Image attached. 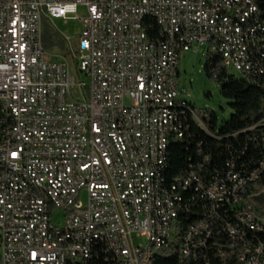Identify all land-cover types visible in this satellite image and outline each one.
Instances as JSON below:
<instances>
[{"label": "built area", "instance_id": "1", "mask_svg": "<svg viewBox=\"0 0 264 264\" xmlns=\"http://www.w3.org/2000/svg\"><path fill=\"white\" fill-rule=\"evenodd\" d=\"M59 19L82 28L54 55L42 29ZM199 47L264 91L252 0H0V264H264L248 190L264 179V118L250 171L208 173L197 145L201 160L164 180L187 129L179 56Z\"/></svg>", "mask_w": 264, "mask_h": 264}, {"label": "trees", "instance_id": "2", "mask_svg": "<svg viewBox=\"0 0 264 264\" xmlns=\"http://www.w3.org/2000/svg\"><path fill=\"white\" fill-rule=\"evenodd\" d=\"M252 1L258 7L264 25V0ZM42 46L45 50L63 49L62 38L46 22L42 29ZM203 70L208 80L219 86L220 95L228 102L231 114L217 129L215 114L202 111L208 113L203 122L211 134L209 136L192 121L189 110L194 108L182 100L186 104L182 122L187 129L181 140L169 144L168 168L164 176L166 184L171 183L174 177L184 174L190 164L189 161L194 163L201 160L196 154L197 145H200L201 155H208L210 159V163L204 167L208 173L215 169L220 173L225 172L227 164L231 162L235 169L246 173L261 160L259 141L261 132L259 129L252 131L248 129L258 125L264 118V91L237 74L227 71L215 58L207 57ZM248 190L257 193L254 201L264 214V179ZM154 264H175V261L159 257Z\"/></svg>", "mask_w": 264, "mask_h": 264}, {"label": "rangeland", "instance_id": "3", "mask_svg": "<svg viewBox=\"0 0 264 264\" xmlns=\"http://www.w3.org/2000/svg\"><path fill=\"white\" fill-rule=\"evenodd\" d=\"M81 9H79V13ZM63 41V53L65 50L76 46L82 23L79 20H69L67 22L59 19L46 22ZM49 53L57 55L60 49L52 48ZM69 56L70 73L76 83L85 82L86 78L78 71L75 61ZM207 60L206 47H199L197 53L191 51L179 56L177 87L179 99L191 105L196 111H209L215 114L218 129L221 124L228 120L231 110L228 102L222 98L219 86L208 80L204 74V64ZM81 201L85 202V192L81 196ZM62 220V214L58 213L55 223Z\"/></svg>", "mask_w": 264, "mask_h": 264}]
</instances>
